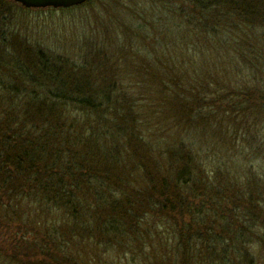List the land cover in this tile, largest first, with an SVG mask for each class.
Instances as JSON below:
<instances>
[{
	"label": "trees",
	"instance_id": "trees-1",
	"mask_svg": "<svg viewBox=\"0 0 264 264\" xmlns=\"http://www.w3.org/2000/svg\"><path fill=\"white\" fill-rule=\"evenodd\" d=\"M100 10L118 52L14 54L22 43L0 40V264H241L243 250L255 261L259 180L186 140L215 132L226 146L261 114L264 94L234 73V55L255 48L248 30L264 35V0Z\"/></svg>",
	"mask_w": 264,
	"mask_h": 264
},
{
	"label": "rangeland",
	"instance_id": "rangeland-1",
	"mask_svg": "<svg viewBox=\"0 0 264 264\" xmlns=\"http://www.w3.org/2000/svg\"><path fill=\"white\" fill-rule=\"evenodd\" d=\"M106 1L99 0L95 6L71 11L63 9L57 11L58 9L55 8L54 10L51 8H29L28 11L22 5L10 1V9L4 10V20L8 21L5 24L0 23V31L6 32V35L4 37L0 32V40L6 38L9 41L11 40L14 45L22 43L17 50L13 51L14 54H27L25 50H29V54H31V50L27 46L32 48V50L42 51L44 54H51L54 57L71 56L72 54L92 55L96 54L95 50H107L112 45V52H118V43H122L121 38L119 40L117 34L112 33L110 27L106 25L108 17L104 16L100 10ZM89 14H92V16L90 17ZM248 32H250L249 40L255 48L252 49L251 53H246V55L235 54L233 52L236 58V65L239 62L234 73L240 74L241 81L248 83V86L259 88L261 94H264V35L258 30L253 33L252 28ZM253 35L255 38H253ZM21 47H24V49H21ZM116 47L117 49H115ZM252 58L254 59L252 61L253 64L248 65L245 63L248 59L251 60ZM213 133L215 132H210L212 138L200 133L198 138H189L186 140V143L189 147L190 143H196L197 141H201L197 143L198 145L207 143L205 146H202L203 152L201 154L202 156L208 155V161L209 159L212 161L225 152L231 154L230 157L233 163L242 165L243 168H249L251 173L256 175V180H259L257 181L259 185L258 190L262 197L264 193V108L260 115L254 116V118L238 126L237 132L236 128H232L229 136L231 135L233 138H229L226 146L223 135L217 133L214 135ZM255 136L256 139H254ZM253 148H255V151ZM257 148H259L258 152ZM220 162L221 160H217L216 164L219 165ZM152 167H154V164ZM225 172L227 174V169ZM228 174L234 179V173L229 171ZM261 220L262 222H260ZM257 222L264 224V207L260 208ZM260 236L262 239L255 236V243L251 246L247 245L251 248L250 252L254 254L252 256L255 258V261L251 259V255L247 257L245 250H243L241 253L245 260L243 261L239 258V263L264 264V227L261 228ZM152 237L153 235L150 238ZM134 241L136 240L130 242L131 246L138 248L139 242ZM97 242L101 245V248L105 246L103 239H99ZM159 242L161 240L153 239L154 245L151 247L153 253H155V244ZM161 249L164 251V248ZM122 250L125 251V249ZM122 250L112 251L106 257L116 258L118 252ZM111 254H114V256H111ZM117 263H119L118 259Z\"/></svg>",
	"mask_w": 264,
	"mask_h": 264
},
{
	"label": "water",
	"instance_id": "water-1",
	"mask_svg": "<svg viewBox=\"0 0 264 264\" xmlns=\"http://www.w3.org/2000/svg\"><path fill=\"white\" fill-rule=\"evenodd\" d=\"M26 8H71L89 0H13Z\"/></svg>",
	"mask_w": 264,
	"mask_h": 264
}]
</instances>
